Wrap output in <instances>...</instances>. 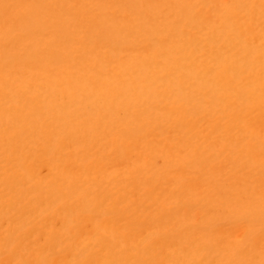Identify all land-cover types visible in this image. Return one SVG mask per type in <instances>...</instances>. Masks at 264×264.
<instances>
[{
    "label": "bare ground",
    "instance_id": "1",
    "mask_svg": "<svg viewBox=\"0 0 264 264\" xmlns=\"http://www.w3.org/2000/svg\"><path fill=\"white\" fill-rule=\"evenodd\" d=\"M0 264H264V0H0Z\"/></svg>",
    "mask_w": 264,
    "mask_h": 264
}]
</instances>
